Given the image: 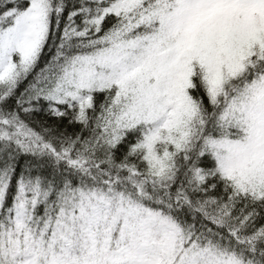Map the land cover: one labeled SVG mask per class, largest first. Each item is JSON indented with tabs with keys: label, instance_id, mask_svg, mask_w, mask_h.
<instances>
[{
	"label": "snow or ice",
	"instance_id": "1",
	"mask_svg": "<svg viewBox=\"0 0 264 264\" xmlns=\"http://www.w3.org/2000/svg\"><path fill=\"white\" fill-rule=\"evenodd\" d=\"M0 264H264V0H0Z\"/></svg>",
	"mask_w": 264,
	"mask_h": 264
}]
</instances>
